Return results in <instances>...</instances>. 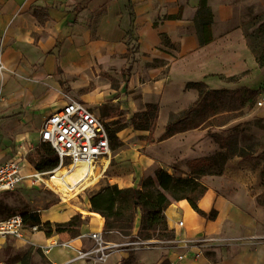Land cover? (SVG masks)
<instances>
[{
  "label": "crops",
  "instance_id": "obj_1",
  "mask_svg": "<svg viewBox=\"0 0 264 264\" xmlns=\"http://www.w3.org/2000/svg\"><path fill=\"white\" fill-rule=\"evenodd\" d=\"M202 6L211 15H199ZM247 9L264 12V0H0V160L20 157L22 172L30 171L27 154L39 145L34 115L45 112L43 121L65 102V95L99 113L103 104L118 108L127 120L146 103H157L155 141L148 143L141 137L148 132L130 125L118 131L122 144L111 147L110 156L97 164L102 186L140 188L157 167L196 177L207 186L197 205L204 212L214 208L215 217L198 215L180 199L164 211L168 227L179 238H241L208 246L192 259H178L186 251L181 244L155 242L116 252L105 262H67L77 248L90 245L88 232L103 229L104 215L91 210L88 200L93 191H83V198L77 197L79 209L59 210L50 195L42 197V206L33 204L41 224L50 223L51 234L28 232L26 242L0 238V264H124L130 253L134 264H264V145L254 150L241 129L224 139L214 133L216 138L209 133L211 126L156 140L199 98L201 92L185 88L187 82H205V89H214L223 82L216 76L256 70L244 33ZM129 32L137 37L138 62L124 80L120 70L129 62ZM161 34L174 46L163 44ZM208 35L201 44L200 37ZM139 223L140 211L133 234ZM118 237L106 235L112 241Z\"/></svg>",
  "mask_w": 264,
  "mask_h": 264
},
{
  "label": "trees",
  "instance_id": "obj_2",
  "mask_svg": "<svg viewBox=\"0 0 264 264\" xmlns=\"http://www.w3.org/2000/svg\"><path fill=\"white\" fill-rule=\"evenodd\" d=\"M88 0H82L86 3ZM199 15H211L209 8L202 6L198 10ZM257 35L261 43V51L256 56L258 65H264V20L257 27ZM211 38L200 37V43H205ZM163 44H170L165 35L161 34ZM139 47L137 37L131 32L128 34L127 58L128 65L120 70L122 78L130 74L135 63L138 62ZM194 86H199L201 82H193ZM114 85V83H113ZM117 86V85H114ZM246 104V99L242 97L239 89L214 88L201 91L195 104L190 107L183 116L168 123L164 131L156 139L157 141L166 139L178 131L192 128H206L212 125V120L222 113H228L239 109ZM159 107L157 103H146L144 109L134 112L127 120L123 111L118 108L103 104L100 107V114L104 119L116 117L109 121V142L110 147H117L122 142L117 138L116 133L130 125L134 130L147 131L146 136H141L148 143L155 141L153 131L156 126ZM37 160L28 157L34 169L45 171L54 169L57 166V156L52 148L44 149ZM207 186L198 178L184 175L177 176L167 172L161 167H157L152 175L141 180V187L119 188L116 184L104 185L92 192L88 196L91 210L101 212L104 215L103 231L105 235L116 233L121 236H132V230L136 214L140 211V223L136 235L145 240H169L174 237V231L167 225L165 209L173 202L185 199L191 208L200 216L206 219H213L216 210L212 208L208 212L199 209L197 203L204 195ZM11 192V191H8ZM0 205V216L7 217L14 213V208H8L9 212L3 216ZM20 214L24 222L37 224L39 229L49 235L52 228L49 222L41 224L39 211H31L26 205L21 208ZM60 230V229H57ZM124 264H134L132 253L124 260ZM166 264V263H163Z\"/></svg>",
  "mask_w": 264,
  "mask_h": 264
},
{
  "label": "built area",
  "instance_id": "obj_3",
  "mask_svg": "<svg viewBox=\"0 0 264 264\" xmlns=\"http://www.w3.org/2000/svg\"><path fill=\"white\" fill-rule=\"evenodd\" d=\"M4 66L0 59V73ZM264 100H259L262 105ZM109 121L104 119L98 110L87 104L68 97L65 102L54 111L48 113L38 130L39 144H49L57 156V166H69L77 162L98 164L110 156ZM23 162L19 158L0 160V193L14 191L18 188H36L40 190H55L49 180L54 169L22 172ZM59 195V194H58ZM60 197V195H59ZM182 220L177 222L182 226ZM37 224L26 223L20 213H13L7 217L0 216V238H12L27 241L28 232L37 231ZM90 245L76 249V253L67 260H90L94 263L105 262L116 252L132 251L150 247L153 243L181 244L186 251L178 254V259L196 258L204 248L211 245H224L241 239L233 236L196 235L193 238H179L174 235L169 240H145L136 234L121 236L117 241L108 240L103 229H95L86 234ZM193 249L192 254H187ZM117 264H122L118 262Z\"/></svg>",
  "mask_w": 264,
  "mask_h": 264
},
{
  "label": "rangeland",
  "instance_id": "obj_4",
  "mask_svg": "<svg viewBox=\"0 0 264 264\" xmlns=\"http://www.w3.org/2000/svg\"><path fill=\"white\" fill-rule=\"evenodd\" d=\"M243 18L245 20V37L247 38L250 52H252L255 56V63L257 64L256 66H258V69L256 68V70H253L249 68L241 74H234L231 76H216L223 81L222 83L220 82L219 84H217L216 87L225 89H239L242 97L246 99V104L245 106L236 109L235 111L222 113L218 117L213 119L209 133H212L213 136L215 134H220V139H224V137L230 135V132H234L235 130L239 131L241 129L240 131L245 132L244 134H246L247 136V144L251 145L254 150H256V148L259 149L261 147L260 145H264V101L262 105L257 104L259 100H264V65L260 66L256 61V56L260 53L262 47V42L257 35V27L259 23L264 20V12L254 13V11H252L251 9H247L243 11ZM192 83L193 82H187L185 84V88H191L199 93L206 87L205 82H201L199 86H194ZM63 91L65 94L67 93V90L63 89ZM64 98L67 99V96L65 95ZM52 109L53 108H49L47 111H51ZM44 113L45 112L41 111L34 115L36 121L33 122V126L35 128L40 127ZM33 136H35V133L33 134ZM255 144L256 147H254ZM46 148L52 147L49 144H44V149ZM260 150L261 148L257 152H260ZM43 151L44 150L42 149V145L39 144L34 150L27 154V158L31 157L34 158V160H37L40 157V154L43 153ZM29 168L31 171H33L32 168L34 167L32 166V168ZM97 170H99L98 165L96 166V168H94V172L96 173ZM260 175L262 181L264 182V170L260 172ZM103 184L104 182H102L99 178V180L94 185L86 186L84 189H81L74 196V198L71 199L69 205L66 206H64V204H60V197L58 193H55L52 190H40L36 188L17 189L15 191L5 192L4 194L0 195V205L2 206L1 209L3 211V216L9 212L8 208H14V213H20L21 208L25 205L31 211H33L36 209L33 204L42 206V197H48V195H50V197L52 198L51 200L59 205V210H62L61 207L64 209L70 207H72L73 209H79V201L77 197L82 199L83 191H87L89 193L92 191L94 192L102 187ZM120 239H122L121 236Z\"/></svg>",
  "mask_w": 264,
  "mask_h": 264
},
{
  "label": "bare ground",
  "instance_id": "obj_5",
  "mask_svg": "<svg viewBox=\"0 0 264 264\" xmlns=\"http://www.w3.org/2000/svg\"><path fill=\"white\" fill-rule=\"evenodd\" d=\"M96 166L97 165L93 163L77 162L75 164H69V166L54 168L49 182L60 195L61 205H69L71 199H73L81 189H84L86 186L94 185L99 180L101 174L100 172H94Z\"/></svg>",
  "mask_w": 264,
  "mask_h": 264
}]
</instances>
